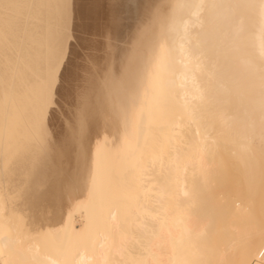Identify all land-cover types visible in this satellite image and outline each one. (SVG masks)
<instances>
[{
  "label": "bare ground",
  "instance_id": "bare-ground-1",
  "mask_svg": "<svg viewBox=\"0 0 264 264\" xmlns=\"http://www.w3.org/2000/svg\"><path fill=\"white\" fill-rule=\"evenodd\" d=\"M156 2L109 5L110 33L142 51L119 61L120 41L109 46L120 72L111 62L107 106L100 85L103 116L76 152L57 148L47 120L67 15L89 28L93 10L0 0V264H264L247 200L219 196L230 157L248 172L264 154V0Z\"/></svg>",
  "mask_w": 264,
  "mask_h": 264
},
{
  "label": "rangeland",
  "instance_id": "rangeland-1",
  "mask_svg": "<svg viewBox=\"0 0 264 264\" xmlns=\"http://www.w3.org/2000/svg\"><path fill=\"white\" fill-rule=\"evenodd\" d=\"M89 1L91 2V0H87V4H90ZM96 1L93 0L92 3L90 5H88L90 8L89 9L90 11L93 10L94 13L96 12L95 14H93V12H90V14L92 13L91 15H93L92 16L93 19H95L94 17H97V15H99V13H98L99 10L96 9V7L101 8V6L103 5V7H102L103 11H102V15H101V11H100V17L98 16L95 20H93L91 15H90L91 19L89 18V25H91V27H93V28H91V27L82 28V27H80L79 19L76 15L73 16L70 13L67 15L66 22L68 19L73 18L72 22H70L71 25H70V23H67L70 25V27L67 26L69 28L70 35H69V39H68V43H67V49H66L65 57H64L63 63H62V68L60 69L59 80H58L57 87H56L55 93H54L55 96H53V103H52L53 107H51L52 106V104H51L50 108H49V112H48L49 117L47 120V124H48L49 131H50L49 132L50 133L49 138L52 137V140L56 141V143L58 144L57 148H58V146L60 147V145L64 146L66 143V145L68 144L67 148L69 145H72L73 147H69V149L71 148L70 150H72V148H74L73 151L76 150V152L78 149V148L76 149V146H77L76 141L84 139L86 137V134H89V132L92 128L93 129L91 130L90 133L93 134L92 131L93 130L95 131V129H94L95 127H92L93 122L92 123H90V122L94 121V124H96L100 120H97V119L95 120V118L101 119V117L103 116V115H101V113H99V110H100V112H101V110L102 111L105 110V109H102V107L100 106L101 103L103 102L105 104V105L102 104L103 108H104V106H107V103L109 100V95L111 93V91L109 90L110 89L109 86L111 84H109L107 86L105 84H103V87H102V84H100V83H104L105 80L109 79V77L112 75V73L111 74H109V73L112 71L113 72L115 71L118 64L120 63L119 61L121 60L123 53H125L126 51L128 53H129V51H131V52L136 51L138 54H141L140 51H142L140 49L139 50L137 49L139 43L135 41L136 43H138L136 45V43L133 42L136 39L134 37L135 35L133 34L134 36H130V34L127 33L129 31H126V32L117 31L116 33H114L115 31H113V33H110L111 27H109L110 26L109 25L110 19L108 16V10H109L108 7L113 0H103V1L99 0V1H101L102 5L100 4V2L98 4V2H96ZM148 1H149V3H150V1L152 2V0H147V3H148ZM162 1L163 0H158V2H156L154 4L153 10L158 9V7L160 6ZM94 2L97 3V5ZM98 5H101V6H98ZM92 6H94L93 7L94 9L92 8ZM102 8L100 10H102ZM95 10H97V11H95ZM70 15H71V17H68ZM68 21H70V20H68ZM95 21H97V24L95 25V23H94L93 24L94 26H93L92 23ZM131 22L132 21H130L129 23H131ZM134 22H132L133 24L128 23L129 26L130 25L131 26L130 27L127 26V27L132 28L133 26H135L134 24L136 22L135 23ZM82 36H84V37H82ZM115 38H117V40L120 41L118 43L119 46L122 45L119 47V48L122 47L121 50L119 49L121 52V53H119V56H118V60H119L118 62L119 63L114 62L116 60L111 61V59L113 60L115 55L110 57V54L112 53L113 48L111 49L109 46L112 45V43L114 45ZM131 38L134 40H132ZM110 41H111V43H110ZM125 41L126 42L132 41L133 45L131 44L132 42L125 43ZM134 43L137 47H133V46H135ZM129 44L132 46H130ZM123 46H128V47L127 48L125 47L126 48V50H125L123 48ZM128 48H130V49H128ZM113 54H114V52L111 55H113ZM139 57H140L139 60L141 61L142 60L141 55ZM111 62H114L115 66L117 65L115 68L112 67V68H114V69H112V71H110V69H111L110 67L113 66L114 63L112 65ZM110 64H111V66H110ZM118 68H119V66H118ZM118 68L116 71L120 72V69H118ZM107 71H110V72H107ZM116 71H115L114 75L118 74V73H116ZM106 75H107V78H106ZM108 75H109V77H108ZM117 76H119V75H117ZM110 79H112V77H110ZM109 80L106 82L108 83ZM101 81H103V82H101ZM109 83H111V82H109ZM100 85H101L102 90H100L101 88H99ZM105 89L110 91L109 94L107 91L106 92L104 91ZM98 90H100L102 92V94L104 92L106 94H108V95H106L108 97V99H107V97L104 96L105 94L103 95L105 98L99 97L100 100L99 99L98 100L101 101V99H103V101L99 102L100 104H99V107L97 109V108H95L96 103H97V100H96L97 94L99 96H101L100 95L101 93ZM96 91L99 93H97ZM86 99H89V100L91 99V100L89 101ZM105 99H106V101H105ZM83 100H86L87 103ZM92 100L94 101V104H93ZM54 104L56 105L55 107H54ZM86 104L88 105V107ZM84 105H86V106H84ZM100 107H101V109H100ZM93 108H95V110L97 109V111H95V110L93 111ZM86 109L89 110L90 113ZM90 109H91L93 114H91ZM94 113H96L97 116H101V117H97L96 114H94ZM90 114L92 116H90ZM102 114H103V112H102ZM93 115H95V117H93ZM86 117L88 118V120ZM91 118H93V120L90 121L89 119H91ZM81 119H82V122L79 123V121H81ZM84 120L85 121L87 120L86 122L89 123L90 126L86 125V123L83 122ZM95 121H96V123H95ZM77 122L80 124V128L78 127L79 124ZM82 124H85V126L83 125L84 128H87L86 126L89 127V129L87 128L88 129L87 132H82V130H83ZM69 126L70 127L73 126L74 129L71 128L69 130V128H70ZM75 126H77V128L80 130L76 129ZM74 130H78V131H74ZM251 143L253 146L257 145V141L254 138L251 139ZM67 148H65V149H67ZM60 150H62V149H60ZM60 150H58V151H60ZM71 152H70V154L72 155L73 152L72 153ZM67 154H69V153H67ZM59 155H61V154L58 152V156ZM62 155H63V153H62ZM71 155H68V157ZM248 161L250 163V169L248 172H245L239 166L240 160L235 159V158H231V157L228 159V162H227L228 168L226 171L225 180L228 181L230 184H228L227 190L222 189L223 193L219 196H221L222 200H225V201L237 200V207L240 209H242L241 199L247 200V203L249 204V206L251 208V212L249 214H245L244 218L247 221L257 223L255 229L257 231H262V230H264V154H262V153L252 154L249 157ZM62 165H63V161H62ZM66 165H68V164H64L63 166H66ZM70 166H72V165H70ZM218 191H219V189H218ZM78 214L79 213L74 214L75 221H77L76 225L79 224V220L82 217L81 214H79V215ZM227 219H230V218L228 217ZM81 220H82V218H81Z\"/></svg>",
  "mask_w": 264,
  "mask_h": 264
},
{
  "label": "built area",
  "instance_id": "built-area-1",
  "mask_svg": "<svg viewBox=\"0 0 264 264\" xmlns=\"http://www.w3.org/2000/svg\"><path fill=\"white\" fill-rule=\"evenodd\" d=\"M259 259L264 260V249H262L259 253Z\"/></svg>",
  "mask_w": 264,
  "mask_h": 264
}]
</instances>
